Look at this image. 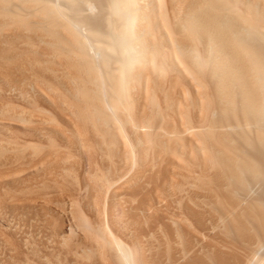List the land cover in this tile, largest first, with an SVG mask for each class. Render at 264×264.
<instances>
[{"label": "bare ground", "instance_id": "6f19581e", "mask_svg": "<svg viewBox=\"0 0 264 264\" xmlns=\"http://www.w3.org/2000/svg\"><path fill=\"white\" fill-rule=\"evenodd\" d=\"M46 174L71 264H264V0H0V198Z\"/></svg>", "mask_w": 264, "mask_h": 264}, {"label": "rangeland", "instance_id": "374dc122", "mask_svg": "<svg viewBox=\"0 0 264 264\" xmlns=\"http://www.w3.org/2000/svg\"><path fill=\"white\" fill-rule=\"evenodd\" d=\"M33 88H36V87H33ZM30 93H32V92H30ZM7 98H8V100L11 102V103H13L14 101H15V103H21V102H23V99L21 98V97H18V96H16V95H11V94H9V96L7 95ZM14 103V104H15ZM33 104V103H32ZM56 142H57V144L59 145L60 143H61V141H60V138L59 137H57L56 139ZM57 151L59 152V154H61V152L63 151L62 150V148L59 146L58 147V149H57ZM149 155H151V154H149ZM101 153L98 151V150H96V149H94L90 154L88 153V152H86L84 149H81L79 146H78V144L76 143V144H74V145H71V147H70V160H69V162L67 163L68 165H69V167L71 168V170H70V175L69 176H67L66 177V180H65V182H66V184H68V187L70 188L71 186H72V192H74V193H72V192H70V194L72 195V196H74V194H75V196H79L78 197V199L80 200V199H85V198H81V197H83V194H86L85 193V191H80L79 192V188H80V185H82L83 186V184H82V180H81V173L83 174V172H84V170H85V166L87 165V163L88 162H91L92 164H101ZM106 161V160H105ZM99 162V163H98ZM105 163V162H104ZM75 164V166H73ZM83 165H84V167H83ZM74 167V168H73ZM81 167H83V168H81ZM69 168V169H70ZM76 168V169H75ZM78 168V169H77ZM82 170H83V172H82ZM80 174H79V173ZM76 173V174H75ZM47 175V174H46ZM79 175H80V177H79ZM49 176V174L47 175V177ZM35 178H37V180H35ZM38 178H39V180H38ZM81 180V183L79 184V179ZM45 179V180H44ZM48 179H50V180H48ZM70 181H69V180ZM39 181H41V182H39ZM70 182V183H69ZM32 183V185L30 186V184ZM71 183H73V184H71ZM74 183H75V185H74ZM43 184V185H42ZM47 184V185H46ZM29 188L31 189V191H32V195H34L33 196V199L32 200H30L29 201V199L27 198V197H23V196H21L20 195V193H18V191H8V192H4L3 194H2V198H0V204H4L5 205V207H4V205L2 206V205H0V219H2V221L4 222V223H7V225H2L3 223H1V221H0V229H2V231L3 232H8V231H10V233H13V231L14 230H16V232L15 233H13V235H12V237H13V241H15V240H17V241H15V242H18V243H20L21 241L20 240H22V245H21V257H19V258H21V259H14V261H13V263L14 264H17V262H18V260H19V262H18V264H24L25 262H26V260L29 262V259H30V264H43L44 262H46V263H44V264H71V262H73L74 261V255L73 254H71V253H68L69 252V249H68V247L66 246V245H59L58 244V246L61 248V250L59 249V247L57 246V248L56 247H54V246H56L55 244V242L54 243H52L53 241H52V239H51V237H49L50 235H51V231H50V229H49V227H50V225H45L44 223L45 222H47V221H45V218H47V216L49 217H51L52 215H56V214H58V215H60V217L62 218V219H65V218H67V216H66V214H65V212H67V210L65 211V208H63L65 205H62V203L64 202H68V200H69V195L70 194H63L64 193V191H62L61 189H60V187H55L54 185H53V179L51 178V176H49L48 178H46V176L44 175L43 177H32L31 179H30V181H29ZM39 186V187H38ZM77 187V188H76ZM57 191H56V190ZM71 189V188H70ZM49 190H50V192H49ZM62 191V192H61ZM70 191V190H69ZM128 191H129V189H128ZM147 191V190H146ZM37 192V193H36ZM43 192V193H42ZM48 192V193H47ZM12 193V194H11ZM35 193V194H34ZM39 193H42V194H39ZM59 193V194H58ZM83 193V194H82ZM145 192H143L142 194H140L138 197L140 198V199H142V197L145 195L144 194ZM57 194H58V196H57ZM63 194V195H62ZM79 194V195H78ZM126 194V193H125ZM31 195V196H32ZM53 196V198H52V196ZM60 199V198H65L64 199V201H62V199H57V197ZM60 195V196H59ZM127 196V198L125 197V207L127 206H131L132 205V207H136L137 205H138V201L140 202V200H138L139 198H137V196H136V198H135V201H131L129 198H128V194H126ZM37 198H36V197ZM45 196H46V198H45ZM12 197V198H11ZM14 197H16V198H14ZM49 197H51V199L53 200V199H56L54 202L49 198ZM8 198V199H7ZM38 198H40V199H38ZM44 198V199H43ZM13 199L14 200H16V201H13ZM27 199V200H26ZM49 199V200H48ZM21 200V201H20ZM26 200V201H25ZM83 200H81L80 202H81V206H82V208H84V212H87V213H89L86 209V203H87V198H86V200L85 201H83ZM129 200V201H128ZM136 200H137V202H136ZM18 201V202H17ZM53 202V203H51V202ZM59 201V202H58ZM128 201V202H127ZM6 202H8V204L6 203ZM12 202L13 203H15V202H17V204H18V206H17V204L15 203V204H13L12 205ZM22 202H27V205H26V207H24V208H22V206L24 205V203H23V205L22 206H20L21 205V203ZM30 203V205L33 207V209H32V211L34 210V209H36L37 207V209L35 210V212L33 211H31V209H30V205H29V203ZM40 202L42 203V204H40ZM84 202V203H83ZM10 203H11V205H10ZM37 203V204H36ZM39 203V204H38ZM56 203V205H53V204H55ZM130 203V204H129ZM47 204H50L49 205V207H48V205ZM129 204V205H128ZM14 205H16V206H14ZM24 205V206H25ZM28 205H29V207H28ZM34 205H38V206H34ZM47 205V206H46ZM59 207H58V206ZM61 205L63 206L62 208H61ZM135 205V206H134ZM10 206H11V208H10ZM12 206H14V207H12ZM20 206V207H19ZM45 206L47 207V209H45ZM3 207H4V209H3ZM18 207H19V209H18ZM29 209H28V208ZM41 207V208H40ZM44 207V208H43ZM53 207V208H52ZM54 207H55V209H54ZM13 208V209H12ZM17 208V209H16ZM26 208V209H25ZM61 208V209H60ZM86 208V209H85ZM6 209V210H5ZM23 209V210H22ZM29 211H28V210ZM42 209L43 210H48V212H46L47 214H46V216L43 214L45 211H42ZM49 209H53V210H49ZM3 210V211H2ZM24 210H26V211H28V212H26V211H24ZM55 210H58V211H60L62 214H59V212L58 211H55ZM30 211H31V213H30ZM37 211V212H36ZM49 211H51V213L49 212ZM90 211V210H89ZM24 212L26 213V214H24ZM42 212V213H41ZM64 212V213H63ZM18 213V214H17ZM28 213V214H27ZM33 213V214H32ZM38 213V214H37ZM41 213V214H40ZM50 215H49V214ZM86 213V214H87ZM32 214V215H31ZM52 214V215H51ZM4 215H5V219H4ZM29 215V216H28ZM37 215H39V216H37ZM42 215V216H41ZM43 215H44V217H43ZM87 215H89V214H87ZM141 214H139V216H140ZM63 216V217H62ZM138 216V217H139ZM142 216V215H141ZM6 217L8 218V220L6 219ZM40 217V218H39ZM50 217H49V219H50ZM142 218V219H141ZM41 219V220H40ZM42 219H44V220H42ZM141 219V220H140ZM71 220H72V223L74 222V224H76L77 222V220H76V218H72L71 217ZM139 220H140V223H142V221H143V216L142 217H139ZM157 221H158V223L159 224H162V223H160L159 222V220L158 219H156ZM34 221H36V222H34ZM42 221H45L44 223H42ZM152 221H155V219L153 218V220H151V222H150V220L148 221V224H150V227L152 228V225H153V228H160V227H158V223H155V222H152ZM38 222L40 223H42V224H44V225H42L41 223L39 224V225H37L38 224ZM150 222V223H149ZM37 223V224H36ZM152 223V224H151ZM12 224V225H11ZM36 224V225H35ZM147 224V225H148ZM155 224V225H154ZM44 226L43 228H42V226ZM12 227V228H11ZM40 227V228H39ZM46 227H48V228H46ZM6 228V229H5ZM7 228H11L10 230L9 229H7ZM42 228V229H41ZM75 228H81V227H78V226H76ZM21 229V230H20ZM41 229V230H40ZM6 230V231H5ZM8 230V231H7ZM13 230V231H12ZM19 232H18V231ZM1 231V230H0ZM41 231H42V233H41ZM46 233H45V232ZM36 233V236H35V233ZM39 232V233H38ZM50 232V234L48 235L47 233H49ZM21 233V234H20ZM34 233V234H33ZM16 234V235H15ZM18 234V235H17ZM28 234V235H27ZM32 234H33V236L34 237H31L32 236ZM38 234V235H37ZM45 234L47 235L46 236V238H45ZM15 235V236H14ZM30 235V236H29ZM41 235V236H40ZM81 235V237L83 236L81 233H79L78 234V236H76V237H78V238H76L75 236H73V238H72V243H73V241H74V239H75V241L77 240V239H79V236ZM23 236V237H22ZM30 238H29V237ZM26 237H28V238H26ZM39 238V239H36V238ZM35 238V239H34ZM49 238V239H48ZM15 239V240H14ZM29 239L31 240V241H29ZM32 239H34V240H32ZM46 239V240H45ZM23 240H24V242H23ZM37 242H36V241ZM43 240H45V242L43 241ZM80 240V239H79ZM2 241V239L0 238V242ZM32 244H30L31 245V247H30V245H29V242ZM35 241V242H34ZM39 241V242H38ZM42 241V242H41ZM49 241H51V242H49ZM74 241V242H75ZM33 243H37L38 245H35V244H33ZM40 243H41V245H40ZM45 245H43V244ZM47 243L49 244L48 246L49 247H47ZM25 244V245H24ZM54 244V245H53ZM26 245L28 246V247H26ZM35 245V246H34ZM22 246H23V248L25 249H22ZM38 246V247H37ZM42 246V247H41ZM52 248H51V247ZM4 247H6V248H4ZM40 247V248H39ZM45 247V248H44ZM63 247V248H62ZM2 248V249H1ZM10 245L8 246L7 244H5V242L3 243V245H2V242H1V244H0V264H12V258H15V257H10L14 252H13V249L12 248H10ZM29 248V249H28ZM30 248H31V250L33 249V248H35V250H37V253H39V254H37L36 253V255L37 256H35V255H33V253H32V251H30ZM37 248V249H36ZM45 249V254H46V252H47V250L50 252H47V255H45L44 254V250L43 249ZM55 250H54V249ZM40 249H42V250H40ZM54 251H52V250ZM64 252H63V251ZM25 251V252H24ZM28 251H30V253H26V252H28ZM52 251V252H51ZM56 251V252H55ZM25 253L26 255L28 254L29 255V257H28V255L26 256L25 254L23 255V253ZM62 252V253H61ZM66 252V253H65ZM4 253V254H3ZM5 253L7 254V253H9V254H11V255H9V254H7L6 256L7 257H10V259L9 258H6V256H5ZM42 253V255H40ZM57 255H56V254ZM61 253V254H60ZM31 254V255H30ZM44 254V255H43ZM50 255V256H49ZM63 256V258H62V256ZM66 255V256H65ZM72 255V256H71ZM5 258H4V257ZM24 256V257H23ZM26 256V257H25ZM34 256V257H33ZM39 256H41L40 258H39ZM54 256V257H53ZM60 256H61V258H60ZM28 257V258H27ZM31 257H33V258H35L34 260L31 258ZM36 257H38L37 259H36ZM51 257V258H50ZM70 259V257H71V259L69 260V262H68V259ZM73 257V258H72ZM53 259L54 260V263H52L53 262V260L52 261H49L48 259ZM6 259H8V260H6ZM12 259V260H11ZM22 259H25V261H23ZM46 259V260H45ZM61 259V260H60ZM63 259V260H62ZM3 260V261H2ZM10 260V261H9ZM35 260H37V261H35ZM61 262H63V263H61ZM2 261V262H1ZM5 261H6V263H5ZM10 262V263H8V262ZM15 261H16V263H15ZM32 262V263H31ZM40 262V263H39ZM49 262V263H48Z\"/></svg>", "mask_w": 264, "mask_h": 264}]
</instances>
